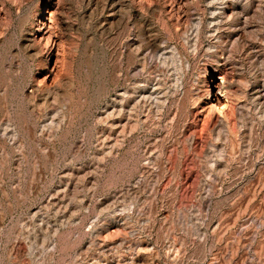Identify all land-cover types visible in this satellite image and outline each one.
Segmentation results:
<instances>
[{
    "label": "rangeland",
    "instance_id": "1",
    "mask_svg": "<svg viewBox=\"0 0 264 264\" xmlns=\"http://www.w3.org/2000/svg\"><path fill=\"white\" fill-rule=\"evenodd\" d=\"M0 264H264V0H0Z\"/></svg>",
    "mask_w": 264,
    "mask_h": 264
}]
</instances>
